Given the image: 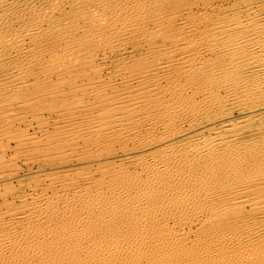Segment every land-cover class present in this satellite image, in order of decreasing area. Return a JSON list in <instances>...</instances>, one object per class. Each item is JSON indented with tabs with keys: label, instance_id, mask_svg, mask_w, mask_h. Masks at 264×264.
Segmentation results:
<instances>
[{
	"label": "rangeland",
	"instance_id": "obj_1",
	"mask_svg": "<svg viewBox=\"0 0 264 264\" xmlns=\"http://www.w3.org/2000/svg\"><path fill=\"white\" fill-rule=\"evenodd\" d=\"M263 26L264 0H0V234L14 229L17 240L1 251L19 256L32 245L38 253L32 254L30 264H47L54 252L60 255L56 264H94L90 251H107L103 247L118 243L122 249L115 251L120 255L107 264H129L127 252L142 254L136 262L131 260L136 264H264V72L255 65L264 64ZM178 128L196 135L175 157L160 146L164 136ZM154 158L173 160L170 170L166 168L169 180L155 185L162 189L159 198H148L146 206L136 209L133 205L139 204L140 192L150 180ZM117 175L126 180L124 186L110 183ZM126 185L132 191L124 203L118 194ZM94 191L101 195L95 203L86 197ZM107 196H115L114 206L102 203ZM64 197L80 198L69 205ZM48 201L54 212L39 219L34 214L46 209ZM36 228L41 238L31 236L28 240L35 241L26 243V233H38ZM68 228L75 235L67 234ZM147 235H179L184 245L175 253L163 246L157 255L154 237L148 242ZM130 236L139 237L134 242L138 247L131 245ZM204 239L212 240L209 244ZM71 252L77 253L69 258ZM23 259L18 261L26 264Z\"/></svg>",
	"mask_w": 264,
	"mask_h": 264
},
{
	"label": "bare ground",
	"instance_id": "obj_2",
	"mask_svg": "<svg viewBox=\"0 0 264 264\" xmlns=\"http://www.w3.org/2000/svg\"><path fill=\"white\" fill-rule=\"evenodd\" d=\"M262 2V1H261ZM254 4V3H253ZM255 6V5H254ZM260 6V5H259ZM127 8V7H126ZM262 10V9H261ZM243 12V11H242ZM243 14V13H242ZM246 14V13H245ZM248 14V13H247ZM262 15V14H261ZM263 17V16H262ZM257 18V17H256ZM250 19V18H249ZM213 21V20H212ZM165 22V21H164ZM227 22V21H226ZM259 22V21H258ZM34 23H36V22H34ZM247 23V22H246ZM245 23V24H246ZM39 24V23H38ZM123 24V23H122ZM12 25V24H11ZM33 25V24H32ZM15 26V25H14ZM35 26H37V25H35ZM186 26V25H185ZM264 27V26H263ZM257 28V27H256ZM29 29V28H28ZM30 29H31V27H30ZM36 29V28H35ZM33 30V29H32ZM31 30V31H32ZM193 30V29H192ZM31 31H29L30 33H31ZM258 31V30H257ZM256 31V32H257ZM251 32V31H250ZM251 34H253V33H251ZM6 35V34H5ZM8 36V35H7ZM21 36V35H20ZM19 36V37H20ZM2 37V36H1ZM7 38H9V37H7ZM12 38H13V36H12ZM3 39V38H2ZM9 39H11V38H9ZM261 39V38H260ZM19 40V39H18ZM21 40V39H20ZM257 40V39H256ZM10 41V40H9ZM231 41V40H230ZM261 41V40H260ZM12 42H14V41H12ZM255 42V41H254ZM223 43V42H222ZM245 43H247V42H245ZM244 43V44H245ZM260 43V42H259ZM11 44V43H10ZM8 45V44H7ZM14 45H15V42H14ZM257 45V44H256ZM259 45V44H258ZM245 46V45H244ZM12 47V46H11ZM15 47V46H14ZM230 47V46H229ZM256 49V48H255ZM230 50V49H229ZM262 51H264V50H262ZM252 52V51H251ZM221 53V52H220ZM254 54V53H253ZM243 57V56H242ZM264 57V56H263ZM257 58V57H256ZM231 59V58H230ZM196 60H198V59H195V61ZM238 60V59H237ZM252 60V59H251ZM230 61H233V60H230ZM253 61V60H252ZM197 62V61H196ZM237 62V61H236ZM234 63V62H233ZM233 63H232V65H233ZM262 63V62H261ZM230 65V64H229ZM242 65H243V63H242ZM256 66H257V70H258V72L259 71H263L264 72V64L262 63V64H259V63H256L255 64ZM236 66H238L237 64H236ZM179 67V66H178ZM226 67V66H225ZM231 67H233V66H231ZM248 67V69L250 68L249 66H247ZM253 67H255V66H253ZM187 68V67H186ZM263 69V70H262ZM247 70V69H246ZM253 70V69H252ZM183 72V71H182ZM248 72H250V71H248ZM254 72H256V70L254 71ZM253 72V73H254ZM224 73H226V72H224ZM229 73V72H228ZM240 73V72H239ZM231 74V73H230ZM233 74H235V73H233ZM238 73H236V75H237ZM260 74H262V73H260ZM239 75V74H238ZM242 75V74H241ZM243 75H245L244 73H243ZM234 76V75H233ZM244 77V76H243ZM236 78V77H235ZM240 78V77H239ZM242 78V77H241ZM230 79V78H229ZM231 79H232V77H231ZM250 79V78H249ZM233 80V79H232ZM240 80V79H239ZM255 80H258V79H255ZM254 80V81H255ZM260 80H262V79H260ZM260 80H258V81H260ZM170 81V80H169ZM238 81V80H237ZM241 81H242V79H241ZM263 81V80H262ZM229 82H231V81H229ZM239 82V81H238ZM247 82H248V80H247ZM247 82H245V87H246V83ZM253 82V81H252ZM256 82V81H255ZM226 83V82H225ZM262 83V82H261ZM227 84H229L230 85V83H227ZM232 84V83H231ZM241 84V83H240ZM258 84V83H257ZM224 85V84H223ZM182 86V85H181ZM230 86H232V85H230ZM229 86V87H230ZM237 86V85H236ZM235 86V87H236ZM253 86H255V85H253ZM260 86V85H259ZM250 87V86H249ZM261 87V86H260ZM238 88V87H237ZM251 88H252V86H251ZM250 88V89H251ZM255 88V87H254ZM228 89V88H227ZM239 89H241V87H239ZM246 89V88H245ZM260 89H262V88H260ZM175 90V89H174ZM248 90V89H247ZM252 90V89H251ZM255 90V89H254ZM231 91V90H230ZM233 91H235V90H233ZM238 91V90H237ZM240 91V90H239ZM238 91V92H239ZM242 91V90H241ZM262 91V90H261ZM208 92V91H207ZM210 92V91H209ZM237 92V93H238ZM248 92V91H247ZM230 93V92H229ZM250 92H248V94H249ZM259 93V92H258ZM258 93H256V94H258ZM242 94H244V93H242ZM260 94V93H259ZM224 95V94H223ZM222 95V96H223ZM227 95V94H226ZM225 95V96H226ZM241 95V94H240ZM252 95H254V94H252ZM168 96V95H167ZM234 99H236V97H237V94L234 92V94L233 95H231ZM243 96V95H242ZM245 96H247V94L245 95ZM221 97V96H220ZM231 97V98H232ZM214 98V97H213ZM257 98V97H256ZM209 99V98H208ZM219 99V98H218ZM226 98L224 97V100H225ZM228 99V98H227ZM242 99V98H241ZM189 100V99H188ZM220 100V99H219ZM140 101V100H139ZM213 101V100H212ZM241 101V100H240ZM240 101H238V102H240ZM217 102V101H216ZM223 102V101H222ZM221 102V103H222ZM230 102V101H229ZM237 102V103H238ZM243 102V101H242ZM210 103V102H209ZM233 103V102H232ZM236 103V105H238ZM241 103V102H240ZM199 104V103H198ZM197 104V105H198ZM217 104V103H216ZM242 104V103H241ZM247 104V103H246ZM207 105V104H206ZM235 105V106H236ZM240 105V104H239ZM248 105V104H247ZM244 106V104H242V107ZM239 106H237V108H238ZM246 107V106H245ZM244 107V108H245ZM249 107H250V105H249ZM157 108H159V107H157ZM187 108V107H186ZM246 108H248V107H246ZM256 108V107H255ZM255 108H254V111H253V109L252 110H248V109H246V110H248L250 113H251V115H252V112H255ZM190 109V108H189ZM188 110V109H187ZM241 110H243V109H241ZM175 111V110H174ZM173 111V112H174ZM260 111V110H259ZM132 112V111H131ZM244 112V111H243ZM133 113V112H132ZM172 113V112H171ZM230 113V112H229ZM229 113H226V114H229ZM245 113V112H244ZM257 113V112H256ZM259 113V112H258ZM225 114V115H226ZM230 115V114H229ZM259 115V114H258ZM228 116V115H227ZM157 117V116H156ZM217 117H219V116H217ZM247 117H249V116H247ZM245 118V117H244ZM220 119V118H219ZM228 119V118H227ZM213 121H215L216 120V118H215V120L214 119H212ZM249 120V119H248ZM148 121V120H147ZM146 121V122H147ZM178 121V120H177ZM210 121H211V119H210ZM227 121V120H226ZM230 120L228 119V122H229ZM259 121V120H258ZM150 122V121H149ZM223 122V121H222ZM234 122V121H233ZM148 123V122H147ZM170 123V122H169ZM205 123H208V121L207 122H205ZM204 123V124H205ZM234 123H236V122H234ZM233 123V124H234ZM201 125H202V123H200ZM258 124V123H257ZM176 125V124H175ZM199 125V124H198ZM229 125V124H228ZM240 125V124H239ZM218 126V125H217ZM220 126H221V124H220ZM225 126H226V124H225ZM230 126V125H229ZM243 126V125H242ZM192 127V126H191ZM191 127H189L188 129L190 130V128ZM196 127H198V126H196ZM219 127V126H218ZM156 128V127H155ZM236 128H238V127H236ZM161 129V128H160ZM201 129V128H200ZM204 129H206V128H204ZM208 129V128H207ZM100 130V129H99ZM175 130V129H174ZM177 130V131H176ZM175 131H176V133L174 134V133H172V135H170V136H164L165 138H164V140L163 141H161V139H163V138H159V140L162 142V144L163 145H161L160 147H162L163 146V149L164 150H166V152H168L169 154H172V156H175V157H178L179 156V153H180V151H181V146L183 145V143L185 142V141H187V140H189V139H193V137L196 135H193V132H187V130L185 129L184 130V128L182 129H176ZM213 130V129H212ZM235 130V129H234ZM237 130V129H236ZM134 131V130H133ZM174 131V132H175ZM222 131V130H221ZM242 131V130H241ZM137 132V131H136ZM204 132V131H203ZM203 132H200V133H203ZM215 133H217V132H215ZM223 133V132H222ZM169 134V133H168ZM209 134H210V132H209ZM225 134V133H224ZM223 134V135H224ZM261 134V133H260ZM222 135V134H221ZM227 134H225V136H226ZM236 135V134H235ZM262 135V134H261ZM199 136V135H198ZM205 136H208V135H205ZM203 137V136H202ZM210 137V136H209ZM216 137V136H215ZM227 137H228V135H227ZM233 137V136H232ZM212 138H214V137H212ZM229 138V137H228ZM245 138V137H244ZM256 138V137H255ZM254 138V139H255ZM155 139H157V138H155ZM210 139V138H209ZM218 139V138H217ZM225 139V138H224ZM241 139V138H240ZM254 139H253V141H254ZM264 139V138H263ZM262 139V141H264ZM199 141V140H198ZM218 141H220V138H219V140ZM246 141V140H245ZM256 141V140H255ZM152 142V141H151ZM190 142V141H189ZM197 142V141H196ZM251 142V141H250ZM156 143H158V142H156ZM191 143V142H190ZM197 143H199V142H197ZM201 143V142H200ZM252 143V142H251ZM254 143H256V142H254ZM260 143V142H259ZM161 144V143H160ZM159 144V145H160ZM186 144H187V142H186ZM196 144V143H195ZM203 144V143H202ZM219 144V143H218ZM246 144V143H245ZM151 145V144H150ZM153 145V144H152ZM198 146H199V144H197ZM196 145V146H197ZM206 145H208V144H206ZM243 145V144H242ZM144 147H146L145 145H143ZM143 146H141V148L143 147ZM148 146V145H147ZM185 146V145H184ZM197 146V147H198ZM204 146V145H203ZM213 146V145H212ZM249 146V145H248ZM251 146V145H250ZM255 146H257V145H254V147ZM220 147H222V146H220ZM253 147V148H254ZM139 148H140V146H139ZM186 148V147H185ZM190 148V147H189ZM188 147H187V149H189ZM193 148H194V146H193ZM193 148L192 149H190V151L191 152H193ZM204 148V147H203ZM216 148V147H215ZM249 148V147H248ZM252 148V149H253ZM145 149V148H144ZM157 149V148H156ZM182 149H184V148H182ZM194 149H196V148H194ZM200 149V148H199ZM212 149V148H211ZM240 149V148H239ZM255 149V148H254ZM260 149V148H259ZM3 150V149H2ZM136 150V149H135ZM206 150V149H205ZM204 150V151H205ZM208 150V149H207ZM218 150V149H217ZM246 150V149H245ZM245 150H244V153H245ZM137 151H139L138 149H137ZM155 150H153V152H154ZM162 151V150H161ZM257 151V150H256ZM143 152V151H142ZM141 152V153H142ZM145 152H147V151H145ZM165 152V151H164ZM185 152V151H184ZM243 152V151H242ZM263 152V151H262ZM150 153H152V152H150ZM167 153V154H168ZM183 153V152H182ZM186 153L188 154V152L186 151ZM196 153V152H195ZM258 153H260V152H258ZM139 154V153H138ZM201 154V153H200ZM208 154V153H207ZM228 154H229V152H228ZM135 155V154H134ZM133 155V156H134ZM137 155V154H136ZM184 155H185V153H184ZM234 155V154H233ZM257 155V154H256ZM255 155V156H256ZM132 156V157H133ZM159 156V155H158ZM161 156H162V154H161ZM195 156V155H194ZM245 156H246V154H245ZM254 156V157H255ZM138 157V156H137ZM197 157H199V156H197ZM157 158H159V157H157ZM164 158V157H163ZM163 158H161L160 157V159H163ZM180 158V157H179ZM183 158V157H182ZM190 158V157H189ZM200 158V157H199ZM198 158V159H199ZM202 158H203V156H202ZM206 158H207V156H206ZM216 158V157H215ZM214 158V159H215ZM219 157H217V159H218ZM249 158H251V156L249 157ZM256 158V157H255ZM254 158V159H255ZM264 158V157H263ZM169 159V158H168ZM184 159V158H183ZM217 159H215V160H217ZM231 159V158H230ZM238 159H240V158H238ZM252 159V158H251ZM145 160V159H144ZM165 160H166V158H165ZM165 160H159V159H153L152 160V163H151V166H150V168H148V169H150V172L148 173L149 174V176H150V180H149V182L148 183H146L145 184V187L144 188H142V191L140 192L139 190V192H140V197H139V204H138V201H137V203L136 204H134L133 206H134V208L136 207V209L138 208V206L140 205H142V204H144V202H145V200L146 199H148V198H151V197H153V196H156L157 194H158V192H160V191H162V189L161 190H156V187H155V185H157V184H159L160 185V181L162 182V184L164 183V185H166L165 183L166 182H168V180H169V178H167V175L169 176V174H168V172L169 171H167V170H170V168H169V166H172L171 165V163H173L172 161L173 160H170V161H165ZM179 160V159H178ZM190 160V159H189ZM188 160V161H189ZM193 160V159H192ZM197 160V159H196ZM213 160V159H212ZM198 161V160H197ZM202 161H204V159L202 160ZM206 161H208V160H205V162ZM218 161H220V160H218ZM138 162V161H137ZM191 162V161H190ZM189 162V163H190ZM215 162V161H214ZM242 162V161H241ZM249 162V161H248ZM247 162V163H248ZM258 162H259V160H258ZM126 163V162H125ZM182 163V162H181ZM188 163V162H187ZM192 163V162H191ZM194 163V162H193ZM199 163H201V162H199ZM206 163H208V162H206ZM257 163V162H256ZM112 164V163H111ZM130 164V163H129ZM134 164V163H133ZM174 164V163H173ZM202 164V163H201ZM226 164V163H225ZM177 165V164H176ZM187 165H189V164H187ZM191 165V164H190ZM219 165V164H218ZM224 165V164H223ZM231 165V164H230ZM245 165V164H244ZM251 165V164H250ZM71 166V165H70ZM128 166V165H127ZM148 166V165H147ZM146 166V167H147ZM197 166V165H196ZM212 166V165H211ZM233 166V165H232ZM241 166V165H240ZM264 166V165H263ZM137 167H138V165H137ZM179 167H180V165H179ZM183 167H184V165H183ZM189 167V166H188ZM250 167V166H249ZM123 168V167H122ZM125 168V167H124ZM128 168V167H127ZM136 168V167H135ZM166 168H167V170H166ZM169 168V169H168ZM228 168V167H227ZM242 168V167H241ZM137 169V168H136ZM139 169V168H138ZM137 169V170H138ZM143 169V168H142ZM179 169V168H178ZM191 169V168H190ZM225 169V168H224ZM238 169H239V167H238ZM147 170V169H146ZM180 170V169H179ZM181 170H182V168H181ZM221 170V169H220ZM240 170V169H239ZM242 170V169H241ZM241 170H240V172H241ZM249 170V169H248ZM113 171V170H112ZM126 171H128V170H126ZM149 170H147V172H148ZM165 171V172H164ZM166 171H167V173H166ZM231 171V170H230ZM235 171V170H234ZM119 172V171H118ZM144 172V171H143ZM173 171L171 170L170 171V173H172ZM182 172V171H181ZM188 172V171H187ZM196 172V171H195ZM215 172V171H214ZM224 172H225V170H224ZM123 174H124V170H123V172H122ZM164 173H166L165 175H166V177L165 178H162L163 177V174ZM177 173H179V172H177ZM208 173H209V170H208ZM211 174H212V172H210ZM258 173V172H257ZM119 174V173H118ZM185 174V173H184ZM194 174V173H193ZM222 174V173H221ZM230 174V173H229ZM252 174V173H251ZM38 175H40V174H38ZM126 175V174H125ZM164 175V176H165ZM182 175V174H181ZM190 175V174H189ZM205 175V174H204ZM41 176V175H40ZM105 176V175H104ZM118 176V175H117ZM115 177L113 180H112V182H110L111 184H122V186H124V184L126 183V180H124L122 177ZM132 175L130 174V176L129 177H131ZM144 176H146V175H144ZM195 176V175H194ZM208 176V175H207ZM230 176V175H229ZM236 176V175H235ZM127 177V176H126ZM147 177H148V175H147ZM178 177V176H177ZM203 177V176H202ZM224 177V176H223ZM237 177V176H236ZM243 177H245V176H243ZM108 178V177H107ZM112 178V177H111ZM120 178H122L123 179V182L122 181H120L121 179ZM146 177H144V179H145ZM178 178H182L181 176L180 177H178ZM187 178V177H186ZM196 178V177H195ZM240 178V177H239ZM134 179H135V177H134ZM142 179H143V177H142ZM174 179H176V178H174ZM244 179V178H243ZM129 180V179H128ZM133 180V179H132ZM137 180H140L139 178L137 179ZM178 180V179H177ZM182 180V179H181ZM221 180V179H220ZM104 181V180H103ZM129 181H131V179L129 180ZM142 181V180H141ZM141 181H139V182H141ZM173 181V180H172ZM175 181V180H174ZM191 181V180H190ZM195 181V180H194ZM205 181V180H204ZM203 181V182H204ZM232 181V179L230 180V182ZM246 181V180H245ZM107 182V181H106ZM138 182V183H139ZM146 182V181H145ZM185 182V181H184ZM189 182V181H188ZM239 182H240V180H239ZM250 182H251V180H250ZM8 183V182H7ZM212 183V182H211ZM249 183V182H248ZM110 184V185H111ZM133 184H135V182L133 183ZM144 184V183H143ZM169 185H171L170 184V181H169V183H168ZM173 184H175V183H173ZM185 184V183H184ZM195 184V183H194ZM206 184V183H205ZM204 184V185H205ZM208 184H210L209 182H208ZM234 184V183H233ZM253 184V183H252ZM261 184V183H260ZM84 185V184H83ZM136 185L139 187L140 186V184L138 185L137 183H136ZM191 185V184H190ZM218 185V184H217ZM238 185H240V184H238ZM143 186V185H142ZM174 186H176V185H174ZM187 186V185H186ZM192 186V185H191ZM190 186V187H191ZM255 186V185H254ZM113 187V186H112ZM111 187V188H112ZM118 187V186H117ZM125 187H127V185L125 186ZM130 187V186H129ZM129 187H127V188H125V190L124 191H122V193H116V195L118 194V195H120V196H123V201H124V199L126 198L125 196H128L129 194H131V191H132V189L131 188H129ZM134 188H135V186H133ZM161 187V186H160ZM167 187V186H166ZM173 187V186H172ZM194 187H195V185H194ZM193 187V188H194ZM227 187V186H226ZM264 187V186H263ZM115 188V187H114ZM161 188H163V186L161 187ZM169 188V187H168ZM167 188V189H168ZM183 188V187H182ZM185 188V187H184ZM183 188V189H184ZM192 188V187H191ZM237 188H239V187H237ZM242 188H245V187H242ZM138 189V188H137ZM164 189V188H163ZM173 189V188H172ZM176 189V188H175ZM198 189V188H197ZM213 189V188H212ZM225 189V188H224ZM99 190V189H98ZM117 190L118 191H120L118 188H117ZM117 190H116V192H117ZM177 190V189H176ZM179 190H180V188H179ZM188 190V189H187ZM190 190V189H189ZM188 190V191H189ZM200 190V189H199ZM232 190H233V188H232ZM235 190V189H234ZM245 190V189H244ZM110 191V190H109ZM137 191V190H136ZM167 191V190H166ZM172 191V190H171ZM184 191V190H183ZM246 191V190H245ZM256 191V190H255ZM107 192V191H106ZM115 192V191H114ZM165 192V191H164ZM200 192H202V191H200ZM210 192V191H209ZM251 192V191H250ZM257 192V191H256ZM181 193V192H180ZM198 193V192H197ZM207 193V192H206ZM218 193V192H217ZM263 193V192H262ZM162 194V193H161ZM167 194H168V192H167ZM201 194V193H200ZM264 194V193H263ZM113 195V194H112ZM115 195V196H116ZM164 195V194H163ZM175 195V194H174ZM194 195V194H193ZM212 195H214V194H212ZM232 195V194H231ZM256 195H258V194H256ZM89 196V197H88ZM86 195V197H87V199L88 200H92V202L94 201V203L95 202H97L98 200H99V197L101 196H98V193H95V191H94V193H90L89 195ZM109 196H110V194H109ZM109 196H107L106 198H103L102 200H103V204H104V201L106 202V203H108V206L110 205V206H114V203H115V200H113V199H111V198H115V196L113 197V196H111V198L109 199L108 197ZM172 196V195H171ZM177 196H180V195H177ZM190 196V195H189ZM198 196H200V195H197V197ZM203 196H205V195H203ZM250 196V195H249ZM259 196V195H258ZM125 197V198H124ZM129 197H131V196H129ZM133 197H134V194H133ZM137 197V196H136ZM165 197V196H164ZM239 197V196H238ZM254 197V196H253ZM78 198V197H77ZM77 198L75 197V198H68V197H64L63 199H64V201L66 202V204H69L70 205V203H73V200H75V201H77ZM80 198V197H79ZM78 198V199H79ZM83 198V197H82ZM122 198V197H121ZM138 198V197H137ZM158 198H159V194H158ZM168 198H170V197H168ZM189 198V197H188ZM204 198V197H203ZM210 198V197H209ZM241 198V197H240ZM86 199V198H85ZM151 199H153V198H151ZM157 199V198H156ZM155 199V200H156ZM161 199V198H160ZM170 199H172V198H170ZM177 199V198H176ZM183 199V198H182ZM187 199V198H186ZM205 199V198H204ZM235 199V198H234ZM38 200V199H37ZM53 200V199H52ZM51 200V201H52ZM62 200V199H61ZM119 200V199H118ZM149 200V199H148ZM148 200H147V202H148ZM200 200V199H199ZM228 200V199H227ZM241 200V199H240ZM247 200V199H246ZM82 201V200H81ZM83 201H84V199H83ZM120 201H121V199H120ZM119 201V202H120ZM126 201H129L128 200V197H127V200H125L124 201V203L126 202ZM132 201H133V198H132ZM150 201H152V200H150ZM159 201V200H158ZM189 201V200H188ZM215 201V200H214ZM249 201V200H248ZM252 201V200H251ZM130 202H131V199H130ZM153 202V201H152ZM155 202V201H154ZM160 202V201H159ZM159 202H157V203H159ZM163 202V201H162ZM176 202H177V200H176ZM191 202H193V201H191ZM198 202H201V201H198ZM239 202H242V201H239ZM247 202V201H246ZM57 203V202H56ZM87 203V202H86ZM105 203V204H106ZM128 203V202H127ZM132 203V202H131ZM133 203H134V201H133ZM132 203V204H133ZM157 203H155V205L157 204ZM202 203V202H201ZM249 203V202H248ZM52 204L53 203H51L50 201H48L47 202V205H46V209H41V210H38L37 211V213H35L34 215L35 216H37V217H39V219H41V218H48L49 217V213H51L52 212V214H53V212L54 211H51L52 210ZM91 205L93 204V203H90ZM119 204V203H118ZM129 204V203H128ZM128 204H126V206L128 205ZM132 204H131V206H132ZM146 204V203H145ZM144 204V205H145ZM149 204V203H148ZM166 204H167V202H166ZM173 204V203H172ZM171 204V205H172ZM209 204V203H208ZM211 204V203H210ZM232 204V203H231ZM230 204V205H231ZM261 204V203H260ZM43 205V204H42ZM84 205V204H83ZM107 205V204H106ZM130 205V204H129ZM163 205V204H162ZM169 205V204H168ZM194 205H197V204H194ZM199 205H200V203H199ZM198 205V206H199ZM204 205V204H203ZM212 205V204H211ZM90 206V205H89ZM102 206V205H101ZM143 206V205H142ZM146 206V205H145ZM158 206H160V205H158ZM166 206V205H165ZM164 206V207H165ZM173 206V205H172ZM181 206H183V205H181ZM180 206V207H181ZM205 206V205H204ZM225 206V205H224ZM94 206H92V209H94L93 208ZM100 206H98L97 208H99ZM105 207V206H104ZM116 207V206H115ZM129 207V206H128ZM155 207V206H154ZM157 207V206H156ZM194 207V206H193ZM197 207V206H196ZM227 207V206H226ZM60 208V207H59ZM84 208V207H83ZM88 208V207H87ZM96 208V207H95ZM125 208V207H124ZM147 208V207H146ZM149 208V207H148ZM170 208V207H169ZM185 208V207H184ZM190 208V207H189ZM188 208V209H189ZM191 208H192V206H191ZM199 208V207H198ZM201 208H202V204H201ZM216 208V207H215ZM57 209V208H56ZM91 209V208H90ZM90 209L88 208V211L90 212ZM139 209V208H138ZM144 209H145V207H144ZM150 209H152V207L150 206V208H149V210ZM197 209V208H196ZM210 209V208H209ZM82 210V209H81ZM95 210H98L99 211V209H95ZM105 210V209H104ZM120 210V209H119ZM171 210V209H170ZM199 210V209H198ZM201 210V209H200ZM199 210V211H200ZM205 210V209H204ZM71 211V210H70ZM84 211V210H83ZM128 211V210H127ZM136 211V210H135ZM190 211H191V209H190ZM203 211V210H202ZM210 212H211V210H209ZM56 212V211H55ZM113 212V211H112ZM150 212H152L151 210H150ZM165 212V211H164ZM176 212V211H175ZM174 212V213H175ZM179 212H181V209L179 210ZM65 214H67L68 212L66 211V212H64ZM86 213V212H85ZM130 213V212H129ZM128 213V214H129ZM136 213H137V211H136ZM139 213V212H138ZM186 213V212H185ZM23 214V213H22ZM62 214V213H61ZM69 214H71V212L70 213H68V215ZM133 214V213H132ZM165 214V213H164ZM196 214V213H195ZM63 216H65L64 214H62ZM79 215H81V214H79ZM83 215V214H82ZM81 215V216H82ZM103 215V214H102ZM105 215V214H104ZM126 215H127V213H126ZM142 215V214H141ZM209 215L210 214H208V217H209ZM253 215V214H252ZM50 216H52L51 214H50ZM61 216V215H60ZM59 216V217H60ZM145 216H147V215H145ZM152 216H154V213H153V215ZM156 216V215H155ZM200 216H202V215H200ZM246 216V215H245ZM254 216V215H253ZM34 217V216H33ZM62 217V216H61ZM131 217V216H130ZM134 217V216H133ZM149 217H151L150 216V214H149ZM148 217V218H149ZM185 217V216H184ZM206 217L207 216H204V218L206 219ZM249 217V216H248ZM81 218V217H80ZM135 218V217H134ZM134 218H132V219H134ZM146 218V217H145ZM147 218V219H148ZM171 218V217H170ZM198 218H199V216H198ZM238 218V217H237ZM247 218V217H246ZM94 219H95V217H94ZM200 219V218H199ZM201 219H203L202 217H201ZM228 219V218H227ZM241 219H243V218H241ZM256 219V218H255ZM60 220V219H59ZM64 220V219H63ZM174 220H175V218H174ZM196 220V219H195ZM194 220V221H195ZM198 220V219H197ZM237 220V219H236ZM247 220V219H246ZM248 220H250V219H248ZM261 219H259V221H260ZM75 221V220H74ZM101 221V220H100ZM124 221V220H123ZM147 221V220H146ZM168 221V220H167ZM193 221V220H192ZM201 221H203V220H201ZM206 221V220H205ZM226 221V220H225ZM233 221V220H232ZM238 221H239V219H238ZM257 221V220H256ZM46 222V221H45ZM149 222V221H148ZM162 222V221H161ZM178 222V221H177ZM204 222V221H203ZM250 222V221H249ZM248 222V223H249ZM85 222H83V224H84ZM93 223V222H92ZM135 223V222H134ZM146 223V222H145ZM163 223V222H162ZM187 223V222H186ZM190 223V222H189ZM239 223V222H238ZM80 224H82L81 222H80ZM94 224V223H93ZM153 224H155V223H153ZM179 224V223H178ZM210 224V223H209ZM247 224V223H246ZM258 224V223H257ZM140 225V224H139ZM144 225V224H143ZM147 225V224H146ZM164 225V224H163ZM166 226H167V224H165ZM177 225V224H176ZM180 225V224H179ZM214 225V224H213ZM224 225H225V222H224ZM228 225V224H227ZM240 225V224H239ZM253 225V224H252ZM256 225V224H255ZM43 226V225H42ZM73 226V225H72ZM88 226V225H87ZM170 226V225H169ZM209 226H211V225H209ZM237 226H238V224H237ZM38 227V226H37ZM40 227V226H39ZM77 227V226H76ZM82 227V226H81ZM100 227V226H99ZM149 227V226H148ZM171 227V226H170ZM170 227H168L169 229H170ZM175 227V226H174ZM180 227V226H179ZM240 227V226H239ZM253 227V226H252ZM15 228V227H14ZM129 228V227H128ZM144 228V227H143ZM165 228V227H164ZM172 229H173V231H174V228L173 227H171ZM177 228V230H178V227H176ZM188 228V227H187ZM229 228V227H228ZM227 228V229H228ZM236 228V227H235ZM261 228V227H260ZM37 229V228H36ZM69 229V228H68ZM68 229H66V232H67V234H72V235H75V232L74 231H71V229L72 228H70L69 230ZM76 229H78V228H76ZM75 229V230H76ZM102 229V228H101ZM237 229V228H236ZM240 229V228H239ZM244 229V228H243ZM246 229V228H245ZM34 230V229H33ZM74 230V229H73ZM138 230V229H137ZM158 230V229H157ZM166 230V229H165ZM179 230H181V228L179 229ZM177 231L178 233L179 232H181V231ZM188 230V229H187ZM248 230V229H247ZM258 230V229H257ZM264 230V229H263ZM27 231V230H26ZM37 231H38V233H34V231H31V230H29L27 233H26V235H25V238H24V240L26 241V243H28V244H31V242H34L35 240H38V239H40L41 238V235L40 234H42V233H40V231L37 229ZM167 231H168V229H167ZM183 231V230H182ZM191 231V230H190ZM204 232H206L205 230H203ZM202 231V232H203ZM215 231H216V229H215ZM214 231V232H215ZM226 231V230H225ZM234 231H235V229H234ZM244 231V230H243ZM262 231V230H261ZM13 232H14V229H12V231H9V232H7V233H5V234H0V264L3 262V263H5V264H21V261H18L20 258H24L25 257V259H23V261L24 262H26V264H30V262H29V259L31 260V256H32V254H34V253H38V252H34V248H33V246L32 245H29V248H28V250L27 251H23V249H22V251L20 252V254H19V256H17L18 254L17 253H15L14 255L15 256H13L12 254L11 255H9L8 253H3V251H1L3 248H6V246L5 245H7V246H9V247H12V246H15V242L17 243V240H15V235L13 234ZM36 232V231H35ZM56 231H54V233H55ZM77 232V231H76ZM160 232V231H159ZM163 232H164V230H163ZM162 232V233H163ZM176 231H174V233H175ZM203 232V233H204ZM208 232V231H207ZM236 232V231H235ZM249 233H250V231H248ZM22 233V232H21ZM62 233H63V231H62ZM119 233V232H118ZM145 233V232H144ZM166 233H168V232H166ZM170 233H173V232H170ZM170 233L168 234V235H170ZM173 233V234H174ZM183 233V232H182ZM185 233H186V231H185ZM211 233V232H210ZM216 233V232H215ZM215 233H213V234H215ZM223 233H225V232H223ZM231 233V232H230ZM230 233H229V235H227L226 233V235L227 236H229L230 237ZM234 233V232H233ZM244 233V232H243ZM242 233V234H243ZM246 233V232H245ZM28 234H29V236H28ZM36 235V236H33V235ZM160 234V233H159ZM177 234V233H176ZM187 234V233H186ZM199 234H200V232H199ZM206 234V233H205ZM238 234V233H237ZM255 234V233H254ZM40 235V236H39ZM44 235V234H43ZM71 235V236H72ZM136 235V234H135ZM140 235H141V233H140ZM166 235V234H165ZM200 235H202V234H200ZM199 235V236H200ZM221 235V234H220ZM224 235V234H223ZM225 235V236H226ZM235 235V234H234ZM234 235H233V237H234ZM239 235V234H238ZM246 234H243L242 236H245ZM37 237L36 239L35 238H33V240H30L32 237ZM132 236V235H131ZM130 236V237H131ZM152 238L154 237V236H152V235H150ZM150 236H148L147 235V237L145 236L144 237V239L145 240H148V242H149V240H150ZM186 236V235H185ZM195 236H196V234H195ZM206 236V235H205ZM208 236V235H207ZM240 236H241V234L238 236L239 237V239H240ZM28 237H31L29 240H28ZM123 237V236H122ZM171 237V238H170ZM160 236V237H154L152 240L154 241V243L152 244L153 245V248L155 247V248H157V251L155 250V253L158 255V254H161V252L159 253V251H158V248H162L163 246H166V248H168V250H166V252L167 251H169V252H171V253H175V251H178V249L179 248H181L183 245H181L178 241L180 240L179 238V235H177V237H175V235H174V237L172 238V235L171 236ZM179 237V238H178ZM216 237V236H215ZM218 237H219V234H218ZM223 237V236H222ZM232 237V236H231ZM230 237V238H231ZM246 237V236H245ZM244 237V238H245ZM256 237V236H255ZM261 237V236H260ZM57 238H58V236H57ZM66 238V237H65ZM74 238V237H73ZM72 238V239H73ZM113 238V237H112ZM131 238H133V237H131ZM139 238V237H138ZM138 238H135V240H134V238H133V241H132V239H131V241H132V246H133V244H134V242H139L138 241ZM141 238V243H142V241H144V239H143V237L141 236L140 237ZM183 238V237H182ZM187 238V237H186ZM205 238V237H204ZM227 238V237H226ZM230 238H228V239H230ZM235 238H237V237H235ZM241 238H243V237H241ZM252 238V237H251ZM35 239V240H34ZM68 240L69 239H71L70 237L69 238H67ZM105 239V241H108V240H106V238H104ZM125 239V238H124ZM197 239V238H196ZM199 239H200V237H199ZM198 239V240H199ZM214 239V238H213ZM219 239V238H218ZM221 239V238H220ZM225 239V238H224ZM223 239V240H224ZM227 239V240H228ZM238 239V240H239ZM246 239H248V238H246ZM250 239V238H249ZM24 240H20L19 241V243L21 242H23ZM62 240V239H61ZM122 240V239H121ZM201 240H203L202 239V237H201ZM205 240V239H204ZM212 240V239H211ZM210 240V241H211ZM234 239H232V241H233ZM241 240V239H240ZM116 241V240H115ZM182 241V240H181ZM206 241V240H205ZM207 241H209L208 239H207ZM206 241V242H207ZM210 241H209V244H210ZM229 241V240H228ZM227 241V244L229 243ZM237 241V240H236ZM63 242V241H62ZM79 242V241H78ZM102 242H104V241H102ZM151 242V241H150ZM183 242H184V240H183ZM199 242V241H198ZM198 242L197 243H195V244H198ZM223 242V241H222ZM240 242V241H239ZM241 242L243 243V241L241 240ZM18 243V244H19ZM37 243H39V242H37ZM66 243V242H65ZM86 243V242H85ZM106 243V242H105ZM109 243V242H108ZM122 243V242H121ZM120 243V244H121ZM152 243V242H151ZM217 243V242H216ZM221 243V242H220ZM245 243H247V242H245ZM249 243V242H248ZM247 243V244H248ZM33 244V243H32ZM76 245H77V243H75ZM83 244V243H82ZM100 244V243H99ZM143 244V245H142ZM139 247L140 248H143V247H145L146 248V246L144 245V243H142ZM200 244H201V241H200ZM205 244V243H204ZM203 244V246L205 247V245ZM208 244V245H209ZM222 244V243H221ZM224 244V243H223ZM226 244V245H227ZM27 245V244H26ZM65 245V244H64ZM78 245H79V243H78ZM94 245V244H93ZM92 245V246H93ZM104 245V244H103ZM102 245V246H103ZM110 245V244H109ZM112 245V244H111ZM105 246V247H103V248H105V249H107V251L106 250H104V251H101V249H100V251L99 252H97V251H90L89 252V254L91 255L90 256V261H92V263H94V264H105L106 262H111V260L115 257L116 258V256L117 255H120V254H117L116 253V251H115V249H119L120 250V248L122 247H120L119 246V244L117 243V244H113L112 246ZM134 245H136V244H134ZM148 245H149V243H148ZM147 245V246H148ZM151 245V244H150ZM186 245H188V244H186ZM207 245V244H206ZM207 245V246H208ZM219 245V244H218ZM226 245L224 246V247H226ZM230 245V244H229ZM229 245H227V246H229ZM237 245H239V244H237ZM243 245V244H242ZM19 246V245H18ZM21 246H24V245H21ZM96 246H99V248L101 247V245H96ZM137 247H138V245H136ZM135 246V247H136ZM195 246V249H196V245H194ZM200 246H202V245H200ZM216 246V248H217V245H215ZM17 247V246H16ZM15 247V248H16ZM60 247L62 248V245H60ZM66 247V246H65ZM94 247V246H93ZM126 247V246H125ZM136 247V248H137ZM188 247H190L189 245H188ZM199 247V246H198ZM197 247V248H198ZM230 247V246H229ZM256 247V246H255ZM17 248H19V247H17ZM33 248V249H32ZM51 248V247H50ZM72 248H76V247H72ZM80 248H81V245H80ZM79 248V249H80ZM95 248V247H94ZM102 248V247H101ZM128 248H129V246H128ZM152 248V249H153ZM190 248H192V247H190ZM207 248V247H206ZM230 248H232V247H230ZM229 248V249H230ZM37 249V248H36ZM45 249V248H44ZM122 249V248H121ZM144 249V248H143ZM199 249V248H198ZM215 249V248H214ZM223 249V248H222ZM222 249H221V251H222ZM240 249V248H239ZM83 250V249H82ZM190 250V249H189ZM189 250H188V252H189ZM193 250V249H192ZM211 250V249H210ZM244 250V249H243ZM261 250H262V248H261ZM264 250V249H263ZM77 251H78V249H77ZM139 251H141V253H142V249L141 250H139ZM154 251V250H153ZM165 251V250H164ZM163 251V252H164ZM219 251H220V249H219ZM224 251V250H223ZM229 252H230V250H228ZM12 252V251H11ZM10 252V253H11ZM40 252V251H39ZM118 252V251H117ZM126 252V251H125ZM144 252V251H143ZM162 252V253H163ZM191 252V251H190ZM189 252V253H190ZM195 252H196V250H195ZM195 252H194V255H195ZM198 252V254H199V252L200 251H197ZM225 252H227L226 250H225ZM240 252V251H239ZM14 253V252H13ZM19 253V252H18ZM29 253V254H28ZM60 253H62V252H60ZM66 253V252H65ZM64 252L62 253V255H64L65 254ZM75 253H77V252H75ZM75 253L74 252H71V253H68V256H69V258H70V256H73V255H75ZM146 253V252H145ZM149 253V252H148ZM54 254H55V257L53 258L52 257V260L50 261V262H47V264H52V262H54L53 264H56L55 263V260L57 259V257L59 258V252H54ZM140 254V252H138V253H129L128 254V252L127 253H125V255L130 259H128L129 260V264H131V263H133V264H136L135 262H136V260H137V258H138V255ZM164 254H165V252H164ZM170 254V253H169ZM168 254V255H169ZM201 254H202V251H201ZM211 254V253H210ZM220 254V253H219ZM226 254V253H225ZM263 254V253H262ZM3 255V256H2ZM7 255H9V256H7ZM57 255V256H56ZM59 255V256H58ZM124 255V256H125ZM142 255V254H141ZM141 255H139V257L141 256ZM177 255V254H176ZM2 256V257H1ZM136 256H137V258H136ZM172 256V255H171ZM174 256V255H173ZM188 256V255H187ZM213 256V255H212ZM215 256V255H214ZM6 257V259L8 260V261H4L3 260V258H5ZM38 257L39 258H42V255H38ZM62 258H63V256H61ZM118 257V256H117ZM166 257V256H165ZM201 257V256H200ZM216 257H218V256H216ZM221 257V256H220ZM46 258V257H45ZM68 257H66V259H67ZM141 258H142V256H141ZM141 258H139V259H141ZM198 258H199V255H198ZM202 258V257H201ZM205 258V257H204ZM206 258H207V256H206ZM209 258H210V256H209ZM71 259H73V258H71ZM89 259V258H88ZM133 259V261H135V262H132L131 260ZM148 259V258H147ZM176 259V258H175ZM187 259H188V257H187ZM186 259V260H187ZM218 258H216V260H217ZM221 259V258H220ZM219 259V260H220ZM22 260V259H21ZM37 260V259H36ZM54 260V261H53ZM61 260V259H60ZM75 260V259H74ZM184 260V259H183ZM191 260H192V258H191ZM206 260V259H205ZM211 260V259H210ZM212 260H213V257H212ZM222 260V259H221ZM224 260V259H223ZM47 261V260H46ZM70 261V260H69ZM76 261V260H75ZM113 261V260H112ZM194 261H195V259H194ZM196 261H197V259H196ZM202 261H204V260H202ZM57 262V261H56ZM183 262H185V261H183ZM192 262V261H191ZM198 262V261H197ZM201 262V261H200ZM205 262V264L208 262H206V261H204ZM215 262H217V261H215ZM223 262V261H222ZM244 262H245V260H244ZM65 263V262H64ZM76 264H82V263H80V262H75ZM75 263H73V264H75ZM108 263V264H109ZM188 263H190V262H188ZM203 263V262H202ZM211 263V262H210ZM218 263H220V262H218ZM250 263V262H249ZM42 264H43V262H42ZM107 264V263H106ZM183 264H186V262L185 263H183ZM191 264V263H190ZM198 264V263H197ZM204 264V263H203ZM207 264H209V262L207 263ZM214 264V263H213ZM217 264V263H216ZM221 264V263H220ZM224 264H226V263H224Z\"/></svg>",
	"mask_w": 264,
	"mask_h": 264
}]
</instances>
